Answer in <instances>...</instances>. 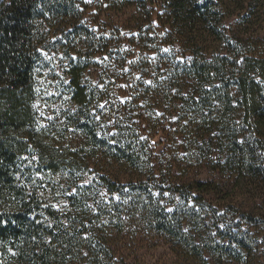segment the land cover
<instances>
[{
    "label": "trees",
    "instance_id": "trees-1",
    "mask_svg": "<svg viewBox=\"0 0 264 264\" xmlns=\"http://www.w3.org/2000/svg\"><path fill=\"white\" fill-rule=\"evenodd\" d=\"M110 3L140 10L148 9V3L160 7L162 26L168 28L162 44L171 46L168 53L161 51L171 62L159 64L164 71L151 89L160 102L180 109L182 115L185 106L178 97L186 93L194 99L187 121L176 122L185 142L194 139L213 114L236 125L235 155L228 162L235 167L219 171L213 181L189 180L184 186L211 197L230 187L250 199L264 197V38L225 23L236 10L237 24L246 30L263 16L264 0ZM82 14L79 0H0V264H143L136 252L119 244L134 243L145 230L169 245L170 264H211L205 220L194 218L189 198L185 206L162 200L155 185L164 174L160 177L152 161L143 164L147 175L127 190L103 176L109 193L118 197L90 201L84 208L71 206L70 213L44 206L30 186L22 160L30 150L39 171L56 174L89 165L61 131L39 125L35 108V79L45 51L62 52L68 59L73 105L95 103L97 96L84 83V75L97 55L110 52L112 40L82 22ZM179 50L184 51L183 62L170 57ZM155 99L154 94L145 98L150 103ZM208 102L212 108L205 114ZM138 154L132 153L126 162L140 164ZM210 253L217 258L216 250Z\"/></svg>",
    "mask_w": 264,
    "mask_h": 264
},
{
    "label": "rangeland",
    "instance_id": "rangeland-1",
    "mask_svg": "<svg viewBox=\"0 0 264 264\" xmlns=\"http://www.w3.org/2000/svg\"><path fill=\"white\" fill-rule=\"evenodd\" d=\"M79 5L82 22L112 40L110 52L97 55L84 75V83L97 96L95 103L73 105L68 59L62 52L45 51L35 79V108L39 125L61 131L65 141L87 157L89 165L83 170L56 174L39 171L36 154L30 150L22 160L39 201L70 213L71 206L84 208L90 201L117 198V193H109L102 177L127 190L147 175L143 164L152 161L160 177L164 174L155 185L162 200L184 206L188 201L194 218L205 220L206 246L213 247L207 253L211 264H264L263 196L250 199L238 188L230 187L211 197L184 186L189 180L213 181L219 171L235 167L228 162L235 155L236 125L213 114L209 124H201L194 139L185 142L181 137L176 122L180 118L187 121V113L194 112V99L187 98L186 93L178 97L185 106L182 115L180 109L160 102L157 92L151 89L155 77L164 71L159 64L171 62L161 51L168 53L171 46L162 44L168 28L162 26L160 7L150 3L145 10L136 5L114 7L110 0H79ZM232 11L225 20L228 27L239 26L238 30L264 38L263 10V16L247 25L246 30L237 24L239 11ZM183 54L179 50L170 57L183 62ZM151 94L157 99L150 103L145 98ZM203 106L205 114L212 108L209 102ZM132 153H139L140 164L126 162ZM255 203L257 208L250 210ZM159 238L154 231L145 230L134 243L121 241L119 246L136 252V259L143 264H170L169 245ZM211 250H216L217 258Z\"/></svg>",
    "mask_w": 264,
    "mask_h": 264
}]
</instances>
